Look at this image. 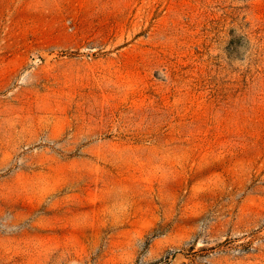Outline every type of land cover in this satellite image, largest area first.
<instances>
[{"label":"rangeland","instance_id":"obj_1","mask_svg":"<svg viewBox=\"0 0 264 264\" xmlns=\"http://www.w3.org/2000/svg\"><path fill=\"white\" fill-rule=\"evenodd\" d=\"M0 264H264V0H0Z\"/></svg>","mask_w":264,"mask_h":264}]
</instances>
